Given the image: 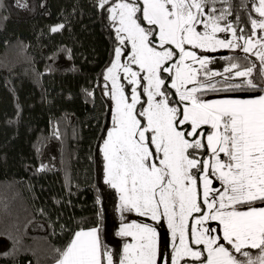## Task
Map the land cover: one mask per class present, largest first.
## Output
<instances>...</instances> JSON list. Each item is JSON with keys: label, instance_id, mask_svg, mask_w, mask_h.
Masks as SVG:
<instances>
[{"label": "snow or ice", "instance_id": "1", "mask_svg": "<svg viewBox=\"0 0 264 264\" xmlns=\"http://www.w3.org/2000/svg\"><path fill=\"white\" fill-rule=\"evenodd\" d=\"M251 5L249 30L232 0H98L118 42L103 74L113 102L99 145L103 182L118 195L116 235L131 242L118 259L104 244L98 195L95 225L56 249V264H264V0ZM217 49L245 55L220 57L226 65L214 71L205 53ZM218 93L250 95L207 98ZM133 212L167 223V258L154 224L125 220Z\"/></svg>", "mask_w": 264, "mask_h": 264}, {"label": "trees", "instance_id": "2", "mask_svg": "<svg viewBox=\"0 0 264 264\" xmlns=\"http://www.w3.org/2000/svg\"><path fill=\"white\" fill-rule=\"evenodd\" d=\"M247 2L245 10L232 0L250 30ZM97 3L34 0L31 13L16 15L0 0V264L56 263V249L95 225L98 195L104 244L118 259L129 240L116 235V192L103 182L99 145L111 115L103 74L116 42ZM233 54L245 55L223 57Z\"/></svg>", "mask_w": 264, "mask_h": 264}, {"label": "rangeland", "instance_id": "3", "mask_svg": "<svg viewBox=\"0 0 264 264\" xmlns=\"http://www.w3.org/2000/svg\"><path fill=\"white\" fill-rule=\"evenodd\" d=\"M16 2H17V0H9L10 10H12V12L14 14H16V15L29 14V13H31L33 11L34 0H20L21 3H26L27 4V7H24V8L16 7ZM113 2H114V0H113ZM140 2L142 3V0H140ZM108 16H109V14L106 11V18L109 21V26H110L111 30H113V35H114L115 42H116V45H117L118 42L116 40L115 28H114L112 22L109 20ZM229 19L231 20L230 17H229ZM223 23L224 22H221L222 26H223ZM197 27H198V30H201V31L203 30V26L202 25H198ZM217 35L220 38H222V39L223 38L232 39L231 33H218ZM187 47H190V46H187ZM122 48H124L125 51L130 52L131 45L130 44H126L125 46H122ZM227 50H229V49H217L215 52L205 53L207 55H211V56L216 58V62L214 64H210L208 67L210 69L214 70V71H222L223 68L225 67L226 63H225V61L220 59V57H223V54H225ZM196 51L200 52L202 50L196 49ZM124 59H127V57H124L122 55L121 62H123ZM252 60H255V57L252 56ZM257 63H258V61H257ZM133 68H134V70L139 71L138 66L134 65ZM103 82H104V85H105L106 82L104 80H103ZM122 82L125 83V85H127V81H122ZM109 86H110V83H109ZM128 90H129V93H130V88ZM144 99H146V97H144ZM112 103L113 102L111 101V106H112ZM110 113H111V111H110ZM111 124H112V119H111V115H110L108 126L105 129L102 138L106 136L107 130H108L109 127H111ZM101 143H102V140H101ZM102 159H103V157H102ZM216 183L217 182H215V187L219 188L220 184L218 186H216ZM116 197H117V203H118V195H117V193H116ZM123 215L125 217V220L128 223H131L132 221H136L137 223H151V224H154L156 226V228H157V233H158L159 244H160L161 250L165 253V257L167 258V256L171 252L172 241H171V236H170V230L168 229L166 222L157 223V222L152 221L149 217H141V216H138L134 212L133 213H124ZM117 219L119 220V226H120V222H121L120 221V213H118V212H117ZM128 242H131V238L130 237H129ZM54 264H56V263H54Z\"/></svg>", "mask_w": 264, "mask_h": 264}, {"label": "crops", "instance_id": "4", "mask_svg": "<svg viewBox=\"0 0 264 264\" xmlns=\"http://www.w3.org/2000/svg\"><path fill=\"white\" fill-rule=\"evenodd\" d=\"M223 95H237V96H247L250 95V93H233V94H225V93H218V94H209L207 98L212 99L215 98L216 96H223ZM219 185V182L216 183V186Z\"/></svg>", "mask_w": 264, "mask_h": 264}]
</instances>
